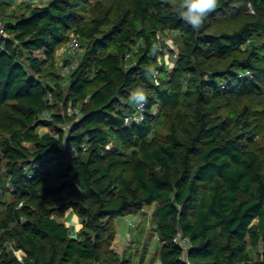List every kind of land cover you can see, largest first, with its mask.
Returning a JSON list of instances; mask_svg holds the SVG:
<instances>
[{
	"label": "trees",
	"instance_id": "obj_1",
	"mask_svg": "<svg viewBox=\"0 0 264 264\" xmlns=\"http://www.w3.org/2000/svg\"><path fill=\"white\" fill-rule=\"evenodd\" d=\"M178 6L0 0V264H143L114 248L139 214L158 264H264V0H219L198 30Z\"/></svg>",
	"mask_w": 264,
	"mask_h": 264
},
{
	"label": "rangeland",
	"instance_id": "obj_2",
	"mask_svg": "<svg viewBox=\"0 0 264 264\" xmlns=\"http://www.w3.org/2000/svg\"><path fill=\"white\" fill-rule=\"evenodd\" d=\"M34 4H44L46 0H32ZM165 40H172L169 36L165 38ZM63 49V48H62ZM61 49V50H62ZM60 51V50H59ZM62 59H60L61 61ZM170 64V60H168ZM65 71V69L63 70ZM39 133L42 134L47 130L44 128H40ZM153 208H146L144 210L147 216H151ZM148 222L144 234V238L139 242H137V231L140 228L142 221V214L136 216H127V217H116L114 218V225L116 228L117 236L114 243L115 250L121 254L123 252L134 253L137 248H140L141 245L146 247L148 253L146 256V260L143 264H158V260L156 259V253L158 251V240L157 236L154 233V230L150 226L149 218L147 217ZM261 251V249H260ZM153 261V262H152Z\"/></svg>",
	"mask_w": 264,
	"mask_h": 264
},
{
	"label": "built area",
	"instance_id": "obj_3",
	"mask_svg": "<svg viewBox=\"0 0 264 264\" xmlns=\"http://www.w3.org/2000/svg\"><path fill=\"white\" fill-rule=\"evenodd\" d=\"M3 35H4V24L0 21V36ZM159 44H160L159 49L163 53V57L166 62V65L168 66L169 69H172L173 62L176 59V55L174 53L172 54V51L176 49L174 42L172 40H165V41H160ZM62 51L64 54L74 58L73 63L69 67H67L65 71L68 69H72L76 63V57L81 51L79 48L78 38L76 36H71L70 40L63 47ZM168 60H170V64L168 63ZM143 109H144L143 104L138 105L137 111L133 116H126L124 118L125 123L129 124L131 122H140L143 119ZM70 151L75 152L73 147L70 148ZM174 242L181 245L184 251H186L189 248V243L185 238L181 237L180 233L176 234L174 238Z\"/></svg>",
	"mask_w": 264,
	"mask_h": 264
},
{
	"label": "clouds",
	"instance_id": "obj_4",
	"mask_svg": "<svg viewBox=\"0 0 264 264\" xmlns=\"http://www.w3.org/2000/svg\"><path fill=\"white\" fill-rule=\"evenodd\" d=\"M219 6V0H179L178 14L194 30L202 27L207 17ZM144 100L143 92L137 93Z\"/></svg>",
	"mask_w": 264,
	"mask_h": 264
},
{
	"label": "crops",
	"instance_id": "obj_5",
	"mask_svg": "<svg viewBox=\"0 0 264 264\" xmlns=\"http://www.w3.org/2000/svg\"><path fill=\"white\" fill-rule=\"evenodd\" d=\"M57 55L60 59L65 56L62 50L58 51ZM61 221L69 229V235L72 238L77 239L78 233L81 229L79 218L71 210H67L61 217Z\"/></svg>",
	"mask_w": 264,
	"mask_h": 264
}]
</instances>
